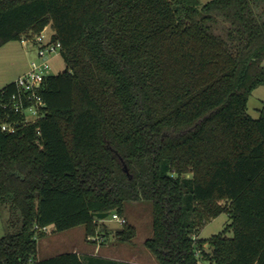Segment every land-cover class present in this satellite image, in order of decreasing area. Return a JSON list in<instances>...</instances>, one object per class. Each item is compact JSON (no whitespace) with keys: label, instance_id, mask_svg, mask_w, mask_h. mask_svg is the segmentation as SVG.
Segmentation results:
<instances>
[{"label":"trees","instance_id":"trees-1","mask_svg":"<svg viewBox=\"0 0 264 264\" xmlns=\"http://www.w3.org/2000/svg\"><path fill=\"white\" fill-rule=\"evenodd\" d=\"M47 25L65 67L42 81L44 116L0 130L14 228L0 264H84L37 258L42 227L93 235V212L135 200L151 203L158 264H264V110H246L264 84V0H0V46ZM223 210L229 223L197 237Z\"/></svg>","mask_w":264,"mask_h":264},{"label":"rangeland","instance_id":"rangeland-1","mask_svg":"<svg viewBox=\"0 0 264 264\" xmlns=\"http://www.w3.org/2000/svg\"><path fill=\"white\" fill-rule=\"evenodd\" d=\"M199 1L203 3L207 0ZM43 32L46 38L49 37L52 33L51 26L47 25ZM35 53L36 45L30 40L22 43L18 39H13L3 43L0 46V87L25 71L30 66L31 61L37 59ZM64 67L65 63L59 53L50 57L49 73H56L64 69ZM246 110L253 117H258L261 110H264V84L258 85L251 90L247 99ZM124 216L126 222L132 224L135 231L133 237L126 241L113 235L115 230L123 225L112 219L110 214L99 220L97 231L93 235H89L94 237L90 240L85 239L83 225L57 231L50 224L48 229L45 230L47 232L37 238V257L69 251L72 248L71 246L74 245L80 252L86 246L97 257L107 256L113 254L114 251H119L118 257L122 258V261L117 262L120 264H134V261L129 262V258L145 263L155 260L153 254L144 245V240L152 234V208L150 201L135 200L126 202ZM9 218H11V213L8 206L0 203V237L6 231L14 229L12 225H9ZM229 221L227 212L223 210L204 221L198 227L196 235L207 238L220 232ZM226 234L230 235L231 230L229 229ZM199 263L207 264V261L200 260Z\"/></svg>","mask_w":264,"mask_h":264},{"label":"built area","instance_id":"built-area-1","mask_svg":"<svg viewBox=\"0 0 264 264\" xmlns=\"http://www.w3.org/2000/svg\"><path fill=\"white\" fill-rule=\"evenodd\" d=\"M44 30V29H43ZM43 30L30 36L22 37L20 41L24 43L30 40L36 45V58L32 60L30 66L14 79L15 89L5 94H0V130L7 133H14L20 125L34 122L44 116L45 102L39 92L42 81L48 74L49 59L52 55L59 53L60 42L52 40L51 34L46 38ZM111 218L123 224L126 222L124 216L113 211ZM42 229H46L43 226Z\"/></svg>","mask_w":264,"mask_h":264},{"label":"crops","instance_id":"crops-1","mask_svg":"<svg viewBox=\"0 0 264 264\" xmlns=\"http://www.w3.org/2000/svg\"><path fill=\"white\" fill-rule=\"evenodd\" d=\"M9 81H11V80H9ZM49 225L46 226V229H48ZM46 232L47 231H45V233ZM113 235L116 236V238H118L115 233ZM91 238H94V237L93 236H85L86 240H90ZM103 239H104V237H103ZM71 247L72 248L70 250L77 252L79 255H83V256H81V259L83 260L84 264H120L117 261H122V258L118 257V255L120 254L119 251H114L113 254H109L107 256H99V257H97L96 255H94V252L91 249L86 248V246L81 250L82 252H80V250H78V248L76 246H74V245L71 246ZM52 255H54V254L45 255V256L37 257V258H45V257H49V256H52ZM132 256H134V255H132ZM128 260H129V262L130 261H134V264H158L155 260H153L151 262H147V263L139 262V261L133 260L132 258H129Z\"/></svg>","mask_w":264,"mask_h":264},{"label":"water","instance_id":"water-1","mask_svg":"<svg viewBox=\"0 0 264 264\" xmlns=\"http://www.w3.org/2000/svg\"><path fill=\"white\" fill-rule=\"evenodd\" d=\"M93 215L99 219H103L104 217H106L108 215V211H97V212H93Z\"/></svg>","mask_w":264,"mask_h":264}]
</instances>
